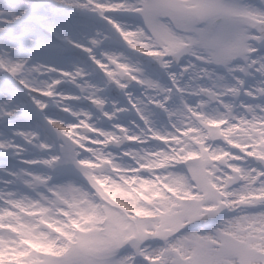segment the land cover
Returning a JSON list of instances; mask_svg holds the SVG:
<instances>
[{
  "label": "snow or ice",
  "instance_id": "1",
  "mask_svg": "<svg viewBox=\"0 0 264 264\" xmlns=\"http://www.w3.org/2000/svg\"><path fill=\"white\" fill-rule=\"evenodd\" d=\"M0 264H264V0H0Z\"/></svg>",
  "mask_w": 264,
  "mask_h": 264
}]
</instances>
